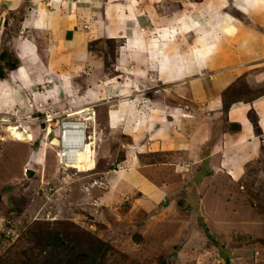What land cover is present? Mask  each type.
<instances>
[{
	"label": "crops",
	"instance_id": "crops-1",
	"mask_svg": "<svg viewBox=\"0 0 264 264\" xmlns=\"http://www.w3.org/2000/svg\"><path fill=\"white\" fill-rule=\"evenodd\" d=\"M54 1L57 5L52 13L45 11V5L41 8L39 2L30 5L32 15L25 22L45 33V56L41 58L38 53L35 39L22 42L15 52L14 59L20 62L15 72L22 83L29 85V75L48 70L60 83L54 98L70 92L71 98H77L75 90L90 81V89L86 86L80 98L88 106L119 100L108 106L106 125L125 138L121 152L128 158L129 169L110 172L102 181L105 194L118 197L114 204L105 202V206L127 208L132 213L141 208L147 214L157 208L161 213L166 210L183 217L188 201L184 204L178 200L175 205L170 198L182 187L178 173L185 165L193 174L201 175L198 169H203L202 173L209 169L221 171L232 182L242 177L264 145V0H201L198 16L187 6L171 18L166 15L165 24L156 18L159 12L155 1L126 0L129 7L135 3L144 9L140 7L133 14L126 8L124 18L115 24L108 18L110 10L101 8L102 0ZM33 6L36 8L31 9ZM81 15L86 16L87 30L78 20ZM100 37L121 40L113 67L115 75L101 73L97 62L94 71H85L86 65L93 67L88 63L87 44ZM134 63L140 69L135 72L132 67L127 73L130 77L123 74L118 89L121 93L110 94L111 83L119 80L116 70L127 72ZM145 73L153 75V87L173 86L175 98L165 99L167 96L157 91L152 103L143 105L138 97L131 99L133 91L150 89L144 87ZM62 74H70V78ZM13 75L8 77L16 86ZM241 85L249 89L246 99L238 93ZM7 90L0 85V93L13 98V90ZM254 126L260 130L258 135ZM175 222L178 226L185 224L180 219Z\"/></svg>",
	"mask_w": 264,
	"mask_h": 264
},
{
	"label": "rangeland",
	"instance_id": "rangeland-1",
	"mask_svg": "<svg viewBox=\"0 0 264 264\" xmlns=\"http://www.w3.org/2000/svg\"><path fill=\"white\" fill-rule=\"evenodd\" d=\"M146 1L156 2V11L159 12L156 18L160 24H165L166 15L171 18L173 13L177 15L187 6L194 9L198 16L197 7L201 2ZM38 2L41 8L45 5L47 13H52L57 5L54 0H0V52L8 54L7 59L1 61L5 74L0 79V85L8 92L13 90L15 95L13 99L0 93V264H19L25 255L32 256L31 249L40 241L39 237L44 234L42 231L52 228L68 231L70 236L76 235L80 239L85 238L87 233H103L104 240L114 248L106 256L105 264H225L226 259L228 264H264V150L244 169L242 177L233 183L219 170L214 173L206 169L202 173L203 169H198L201 175L193 174L188 164L185 165L183 172L178 173L183 182L181 190L171 196L170 201L174 204L178 200L184 204L188 201L189 206L184 208L188 212L186 216L175 217L166 210L161 213L157 208L155 213L147 214L141 208L132 213L127 208L109 209L105 206V202L114 204L117 195H106L102 181L110 172L129 169L128 158L125 152H121L125 138L119 135L117 129L110 131L106 125L108 106L119 100L101 106H88L80 98L86 86L87 90L90 89V81H85L81 90H75L77 98H71V92L54 98L56 85L60 83L48 70L36 76L29 75L30 78L26 76L31 82L29 85L16 76L19 60L14 70H7V65L17 58V45L27 40L35 39L33 44L37 46L38 53L41 58L45 56V33L26 25L29 15H32L30 5H38ZM64 2L67 0H61V3ZM99 4L101 8L110 10L108 18L111 24L124 18L126 8L128 12L132 9L135 14L141 7L135 3H130L129 7L126 0H112L111 4L102 0ZM85 17L81 15L78 20L87 30ZM100 38L87 44L88 63L90 61L93 67L90 69L88 64L85 71H94V62H97L101 73L105 71L115 75L117 72L113 71V67L121 40ZM138 65L134 63L126 69L127 72L116 70L120 76L117 77L118 82L111 83L113 91L110 94L121 93L118 92L119 81L123 74L129 73L132 67L137 72L140 69ZM10 73L14 74L16 86L10 83ZM101 73L99 75L103 76ZM37 76H40L39 80H35ZM62 76L70 78V74ZM64 82L68 84V80ZM143 82L146 84L144 87L150 89L133 91L131 99L138 97L143 105L149 101L152 103L157 91L163 94L162 97L167 96L165 99L175 98L173 86L153 87L152 74L145 73ZM12 87L15 88L10 89ZM238 93L245 99L250 94L249 89L242 85ZM67 114L71 119L92 116L84 140L92 156L84 168L63 167L58 161L60 146L49 145L53 136L58 137V124L67 118ZM50 116L53 117L50 121L54 124L53 130L44 137L43 127L46 125L41 127L38 122ZM9 126L25 128L30 139H15ZM213 140L212 137L210 142ZM208 147L211 144L206 146V150ZM141 159L139 156L138 160ZM28 169L32 171L29 177L25 174ZM208 173L210 176H206ZM191 200L196 201V207L191 206ZM101 206L107 208L105 213L100 211ZM177 219L184 220L186 225L182 222L184 225L178 226ZM244 232H251L253 239L249 243H227L232 236ZM211 236L217 240L216 244H213ZM220 239L224 240L225 246L218 242Z\"/></svg>",
	"mask_w": 264,
	"mask_h": 264
},
{
	"label": "trees",
	"instance_id": "trees-1",
	"mask_svg": "<svg viewBox=\"0 0 264 264\" xmlns=\"http://www.w3.org/2000/svg\"><path fill=\"white\" fill-rule=\"evenodd\" d=\"M7 57V52L0 53V79L4 78L5 74L1 61H4ZM7 66L8 71L14 70L17 67V60L14 59V62ZM238 83L242 84L240 79ZM254 132L257 135L260 133L258 127L254 126ZM262 150H264V145L260 147V153ZM90 166L91 164L87 168L89 169ZM228 180L232 182L230 179ZM193 198L195 200V197ZM194 200H191L192 205H190L196 207L197 203ZM106 209L101 206L100 211H104L105 213L107 211ZM42 232L44 234H41L42 236L39 237L41 242H36V246H33L31 249L32 256L25 255L19 264H105L106 256L114 250L110 242L104 240L103 233H87L85 238L80 239L76 235L70 236L68 231L63 232L59 228H52ZM211 239H213L212 236ZM251 239H253L251 232H244L238 236H232V240L225 242L232 245H237V243L242 245L249 243ZM223 241V239H220L218 242L225 246ZM216 243L217 240L213 239V244ZM225 264H228L227 259L225 260Z\"/></svg>",
	"mask_w": 264,
	"mask_h": 264
},
{
	"label": "bare ground",
	"instance_id": "bare-ground-1",
	"mask_svg": "<svg viewBox=\"0 0 264 264\" xmlns=\"http://www.w3.org/2000/svg\"><path fill=\"white\" fill-rule=\"evenodd\" d=\"M88 109V108H87ZM90 116V115H89ZM71 118V117H69ZM87 120H92V116H90ZM72 127V135L70 136V132L65 130L63 132L61 138V144L65 148V158L68 162L67 166H63L65 168H84L89 162L91 158V152L88 150L87 146L84 145V141L82 142L81 130L82 127L80 124L71 123ZM11 135L18 140H29L30 134L27 132L25 128L20 129V127L9 126ZM60 135V134H59ZM54 146L60 145L56 137ZM89 139V138H88ZM86 140V137H85ZM24 141V142H26ZM59 165V163H58Z\"/></svg>",
	"mask_w": 264,
	"mask_h": 264
},
{
	"label": "built area",
	"instance_id": "built-area-1",
	"mask_svg": "<svg viewBox=\"0 0 264 264\" xmlns=\"http://www.w3.org/2000/svg\"><path fill=\"white\" fill-rule=\"evenodd\" d=\"M88 115V114H87ZM90 116H86V117H82V118H79V119H68V118H65L63 120H61L58 124V129H59V136H60V140L62 138V135H63V132L65 130L69 131L70 133V136L72 135V125L71 123H75V124H80L81 127H82V130H81V136L83 137L84 135V132H85V128L88 127V122L90 120H87ZM49 118V117H47ZM54 124H51V126H53ZM62 141V140H61ZM65 148L61 145L60 147V150L58 152V158H59V162L63 165H67V160H65Z\"/></svg>",
	"mask_w": 264,
	"mask_h": 264
},
{
	"label": "clouds",
	"instance_id": "clouds-1",
	"mask_svg": "<svg viewBox=\"0 0 264 264\" xmlns=\"http://www.w3.org/2000/svg\"><path fill=\"white\" fill-rule=\"evenodd\" d=\"M70 116H69V114H67V118H69ZM53 119V117L52 116H50L49 118H47V117H45V119H43V120H40L38 123H40V126H41V124L43 125V126H45L46 125V127H43V129H44V132H45V134H44V137H46L45 135H49V134H51V132H52V127L53 126H51V124H50V121ZM56 119V118H55ZM70 119V118H69ZM48 126V127H47ZM89 126V125H88ZM88 128V127H87ZM87 128H85V131H86V129ZM58 129V128H57ZM86 132H84V135H83V137H82V142L85 140V137H86ZM53 137H55V136H53ZM52 137V138H53ZM51 138V139H52ZM57 138V140H58V143L60 144L59 146L61 147V140H60V136H59V129H58V137H56ZM85 142V141H84ZM49 145H51V143H49ZM53 145V144H52ZM65 160H66V158H64ZM58 161H59V158H58ZM60 163V162H59ZM68 163V162H67ZM61 164V163H60ZM62 166H67V165H63V164H61ZM165 202H166V200H165Z\"/></svg>",
	"mask_w": 264,
	"mask_h": 264
},
{
	"label": "water",
	"instance_id": "water-1",
	"mask_svg": "<svg viewBox=\"0 0 264 264\" xmlns=\"http://www.w3.org/2000/svg\"><path fill=\"white\" fill-rule=\"evenodd\" d=\"M41 127H43V125L41 126ZM56 141H55V138L53 137L52 139H51V144H54ZM25 174H26V176L27 177H29L31 174H32V171H30L29 169L28 170H26V172H25ZM163 203V205H165V200L162 202Z\"/></svg>",
	"mask_w": 264,
	"mask_h": 264
}]
</instances>
